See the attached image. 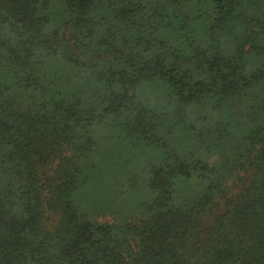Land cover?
Instances as JSON below:
<instances>
[{
  "label": "trees",
  "instance_id": "16d2710c",
  "mask_svg": "<svg viewBox=\"0 0 264 264\" xmlns=\"http://www.w3.org/2000/svg\"><path fill=\"white\" fill-rule=\"evenodd\" d=\"M0 264H264V0H0Z\"/></svg>",
  "mask_w": 264,
  "mask_h": 264
},
{
  "label": "rangeland",
  "instance_id": "374dc122",
  "mask_svg": "<svg viewBox=\"0 0 264 264\" xmlns=\"http://www.w3.org/2000/svg\"><path fill=\"white\" fill-rule=\"evenodd\" d=\"M123 214H124V216H127V214L130 215L131 213L124 212ZM120 221H124L123 217L120 218Z\"/></svg>",
  "mask_w": 264,
  "mask_h": 264
}]
</instances>
